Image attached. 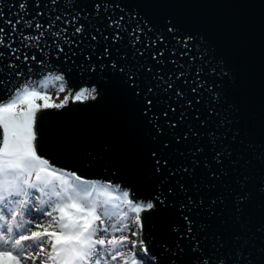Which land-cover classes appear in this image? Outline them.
I'll return each instance as SVG.
<instances>
[{"label": "water", "instance_id": "1", "mask_svg": "<svg viewBox=\"0 0 264 264\" xmlns=\"http://www.w3.org/2000/svg\"><path fill=\"white\" fill-rule=\"evenodd\" d=\"M83 2L91 4V0ZM18 3L19 0H0V12L5 19L15 20ZM27 3L30 15L26 18L32 19L38 10L33 7V0ZM115 3L120 8L109 5L110 11L116 16L123 14L129 28L138 23L142 27L147 24L143 41L163 36L164 44L158 47L179 52L183 50L179 42L191 38L188 39L191 55L198 59L188 67L197 69L203 64V82L208 89L199 112L203 118L210 105L218 113L208 128L200 129L205 151L199 157L195 175L170 180L168 169L164 170V176L154 172L150 153L159 150L161 141L172 139L170 134L155 137V121L150 123L163 110V103L155 105L145 116L144 102L124 85L121 76L111 75L107 70L89 75L72 66L71 61L63 65L67 71L53 59L46 71L33 74L32 79L40 82L46 75H62L69 89L63 108L41 106L36 110L33 122L36 139L32 143L37 155L58 171L127 190L131 200H146L161 184L176 188L179 181L187 185V194L194 200H205V208L193 213L191 219L198 226L209 225L206 233H198L207 236L202 243L206 251H212L213 244L218 246L223 242L221 253H231L230 264H234L239 245L233 237L241 236L247 242L245 264H264V0H115ZM59 10L63 12L64 8ZM42 19L46 22V18ZM169 21L175 25L173 32L167 30ZM102 48L101 43L94 57ZM86 50L87 46L81 45L73 59L81 58L80 53ZM153 50L148 49L142 63L153 64L150 59ZM119 51H130L127 33ZM112 58H118L115 50ZM164 59L170 61L173 57L166 52ZM154 67L164 73L175 71L170 62ZM85 86L97 88L96 98L89 95L85 99L73 98L71 93ZM190 86L182 85L185 92ZM160 123L164 124L163 117ZM195 123L189 114L186 124ZM210 130L216 131L226 151L222 168L214 161L213 149L204 135ZM183 131L184 126L177 129L178 133ZM172 143L187 156L194 141L179 146L175 141ZM165 158L169 160V168L190 162L174 152ZM209 169L220 176L219 181L209 179ZM194 186H199V190ZM176 191L178 194L170 197L173 206L167 210L139 213L143 218L139 235L143 248L148 249L143 253L148 258L157 257V264L166 259L163 245L175 247L180 243L188 248L189 242L181 241L170 230L171 226H177L183 231L181 202L185 195L179 188ZM241 196L245 197L243 204L239 201ZM209 199L218 200L212 206L215 214L211 216L207 207Z\"/></svg>", "mask_w": 264, "mask_h": 264}, {"label": "snow or ice", "instance_id": "2", "mask_svg": "<svg viewBox=\"0 0 264 264\" xmlns=\"http://www.w3.org/2000/svg\"><path fill=\"white\" fill-rule=\"evenodd\" d=\"M109 5H112L113 9L120 8L115 0H91L90 6L83 0H33V7L38 11L32 19H27L30 15L27 0H19V11L15 14V20L5 19L3 12H0V127L3 128L0 132V264H28L29 261L31 264H37L38 261L39 264H111L118 256L124 255L118 250L121 245L130 244V250L137 247V243L130 241L126 235L118 240L115 237L108 239L105 235L109 233V228L123 232L129 227L128 224L120 227L114 223L104 227L95 225V221L104 225L106 220L113 219L106 214V206L101 207L99 214H96L94 204L76 202L79 199L87 200L91 195L89 189L83 186L89 181L74 185L66 192L63 189L54 190V186L41 181L39 172L45 170L41 166L48 165L49 161L37 155V149L32 143L36 139L32 132L38 108L36 101L44 100L45 109L63 108L67 98L60 104L48 103L50 98L41 95L44 90L43 83L33 80L32 77L35 72L46 71L53 59L62 69L65 63L71 61L72 66H77L89 75L104 73L107 70L111 75L121 76L124 85L144 102L142 114L145 116L155 105L163 103V110L159 116L154 115L150 123L155 121V137L170 134L172 139L161 141L159 150L150 153L156 174L164 176V170L168 169L167 176L170 180L177 176L192 178L199 166V157L205 151L201 144L200 129L208 128L212 117L218 113L210 105L207 115L203 118L199 112L203 94L208 92V89L203 82V64L197 69L188 67L198 59L197 56L191 55L192 49L188 45V39L191 38L179 42L183 50L168 52L166 47H158L164 44L163 36L143 41L142 36L147 24L142 27L138 23L129 28L125 24V16H116L114 11H110ZM61 7L64 8L63 12L59 10ZM42 18H46V22ZM174 28L175 25L169 21L167 30L173 32ZM126 33L130 51L121 53L119 46L125 43ZM101 43L102 51L94 57V52ZM81 45H86L87 50L80 53L81 58L73 59L77 56L76 49ZM148 49H154L150 54L153 64L141 62ZM113 50L117 53V59L112 58ZM166 52L173 59L166 61ZM177 56L179 59L175 58ZM168 62L174 66L175 71L164 73L162 69L154 67V64ZM56 79L63 80L64 77L57 75ZM189 84L191 86L185 92L182 85ZM85 93L95 99L97 88L85 86L71 95L79 100ZM188 93L192 95L189 96ZM21 105H25L27 110H21ZM189 114L196 122L193 126L186 124ZM161 117L164 124L160 123ZM181 126H184V131L178 133L177 129ZM204 135L213 149L214 161L222 168L226 151L222 147L221 139L215 130H210ZM172 141H175L176 146L193 141L194 144L185 156L179 147H174ZM217 145H220L219 149ZM169 152L179 153L190 162L169 168V160L165 158ZM204 167L209 168L207 163ZM34 170H37L36 184L28 179ZM75 178L77 181L81 180L80 176ZM209 179L219 181L220 176L209 169ZM194 187L199 190V186ZM177 188L185 195L184 201L181 202L183 231L177 226H171L170 230L177 234L181 241L187 240L189 244L187 249L180 243L175 247L163 245L166 259L160 261V264H230L233 256L231 253H221L223 242L218 246L213 244L212 251H206L202 246L207 236L201 237L198 233H206L209 225L198 226L191 216L205 208V200H194L187 194V185L179 181H176V188L171 184H161L160 189L150 198L129 200L128 204L136 213L165 211L173 206L174 202L170 197L178 194ZM39 193L49 197L44 202L47 207L35 203L28 206ZM81 193L86 195L81 197ZM124 196L128 197L129 193L124 192ZM244 199V196L239 197L240 204H243ZM217 203L216 199L208 200L210 216L215 214L211 209ZM33 208L39 216L33 215ZM68 209H74L75 214L70 213ZM53 212H59L61 215L53 216ZM45 215L52 218L46 222L48 228L58 224L59 232L55 229L48 231V228L43 232L33 230V225L36 228L43 226ZM134 222L142 230L143 218L137 215ZM216 239L219 240L218 237ZM233 240L239 245L234 264H245L244 249L247 242L241 236H235ZM140 245L143 247L142 241ZM143 251L147 253L148 249L143 248ZM42 252L45 253L43 259L40 257ZM150 259L155 261L157 257L152 256ZM125 264L128 262L125 261ZM132 264H142V259L133 255Z\"/></svg>", "mask_w": 264, "mask_h": 264}, {"label": "rangeland", "instance_id": "3", "mask_svg": "<svg viewBox=\"0 0 264 264\" xmlns=\"http://www.w3.org/2000/svg\"><path fill=\"white\" fill-rule=\"evenodd\" d=\"M56 76L57 75L54 74L46 75L42 79L41 82L44 85V90L41 91V95H46L50 98L48 100V103L60 104L64 102L65 99L68 97L69 89L66 87L65 83L62 80H55L54 77ZM88 95L89 94L85 93V96L81 97L80 99H85ZM73 98L75 97L73 96ZM36 103L39 108L44 105L45 101L40 99L37 100ZM21 110L26 111L27 107L25 105H21ZM32 132H34L33 125H32ZM41 167L45 169L44 171L39 172V175L41 176V181L47 183L48 185L54 186V190L63 189L66 192L69 189L73 188L74 185L82 184L80 181H77L75 182V184H73L74 180L71 178L70 175L58 172L49 165H42ZM36 175H37V170H34L32 174L28 177L29 181L33 184L38 183L36 181ZM100 184L104 185V183H100ZM89 191L91 192V195L88 196L87 200L79 199L76 200V202L90 204V205L94 204L95 205L94 211L96 214H99L101 207L106 206L107 209L106 214L108 216L113 217L112 220H106L104 225H100V221H95L94 222L95 225L104 227L107 226L109 223H114L117 225V227H120L123 224H128L129 227L125 228L123 232L109 228V233L105 235H107L108 239H112L113 237H115L117 240L121 236L126 235L128 236L130 241H135L137 243V247L132 250H130L131 249L130 244L121 245L118 250L122 251L124 255L118 256L117 260L112 261L111 264H125V261L130 262L132 260L133 255H135V257H138V259H142V264H157L155 261L151 260L150 258H148L146 254L143 253V247H141L140 245V242L142 241L139 235L140 229L139 226L134 222L135 217L139 215V213L133 212L131 205L128 204L129 196L128 197L124 196V192H128V191L118 190L117 187L112 185H106L105 189H99V188H95L94 186L93 187L91 186L89 188ZM84 195L86 194L81 193V197H83ZM35 197L37 198H35L34 201H30L28 206H32V204L35 203L36 205H39L41 207H47V204L44 202L49 199L48 196L39 193ZM121 206L122 208H120ZM112 208H114L113 213L111 210ZM115 209H117L116 212ZM121 210H124V212H122ZM68 211L72 214H75L74 209H68ZM33 215L39 216V213H36L34 208H33ZM60 215L61 214L59 212H53V216L59 217ZM116 216L117 219L115 218ZM51 219H52L51 217L45 215L43 217V221L45 222L43 226L41 228H36L35 225H33V230L43 232L45 228H48L46 222L50 221ZM12 223L15 224V221H13ZM53 229H55L58 232L60 231L58 224H53L51 228H48V231H52ZM133 232H136L138 234L132 235ZM44 256L45 253L42 252L40 254L41 259H43ZM28 264H31V261H29ZM37 264H39V261L37 262Z\"/></svg>", "mask_w": 264, "mask_h": 264}, {"label": "trees", "instance_id": "4", "mask_svg": "<svg viewBox=\"0 0 264 264\" xmlns=\"http://www.w3.org/2000/svg\"><path fill=\"white\" fill-rule=\"evenodd\" d=\"M55 78V80H57L56 79V77H54ZM72 178V177H71ZM73 179V178H72ZM74 181V184H75V182H77V180L76 179H73ZM80 182L83 184V181L82 180H80ZM78 184V183H77ZM82 184H80V185H82ZM96 184H98V185H96ZM95 187V188H99V189H105L106 188V184H104V185H102V184H100L99 182H89L87 185H84V187H86V188H90V187ZM129 198V197H128ZM120 208H122V206L120 207ZM110 209V208H109ZM112 210V213H113V210H114V208H112L111 209ZM117 211V209H115V212ZM122 212H124V210H121ZM126 213V212H125ZM124 213V214H125ZM116 219H117V216L115 217ZM122 218V217H121ZM115 219V220H116ZM137 259H138V257H136ZM132 261H133V257H132V260L130 261V262H128V264H132Z\"/></svg>", "mask_w": 264, "mask_h": 264}, {"label": "bare ground", "instance_id": "5", "mask_svg": "<svg viewBox=\"0 0 264 264\" xmlns=\"http://www.w3.org/2000/svg\"><path fill=\"white\" fill-rule=\"evenodd\" d=\"M74 184V183H73ZM35 198H37V197H35Z\"/></svg>", "mask_w": 264, "mask_h": 264}]
</instances>
